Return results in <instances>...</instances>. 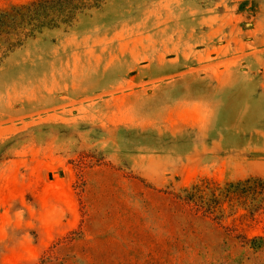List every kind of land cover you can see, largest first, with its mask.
Instances as JSON below:
<instances>
[{
	"label": "rangeland",
	"instance_id": "obj_1",
	"mask_svg": "<svg viewBox=\"0 0 264 264\" xmlns=\"http://www.w3.org/2000/svg\"><path fill=\"white\" fill-rule=\"evenodd\" d=\"M238 236L264 240V0H103L0 51V264H264Z\"/></svg>",
	"mask_w": 264,
	"mask_h": 264
},
{
	"label": "trees",
	"instance_id": "obj_2",
	"mask_svg": "<svg viewBox=\"0 0 264 264\" xmlns=\"http://www.w3.org/2000/svg\"><path fill=\"white\" fill-rule=\"evenodd\" d=\"M102 1L33 0L26 4L11 5L0 10V51L3 49L4 52L9 51L20 44L21 38L33 36L42 29L69 26L78 15L98 6ZM235 239H239L238 242L242 246H247L255 252L264 245L262 237L247 239L245 236H238Z\"/></svg>",
	"mask_w": 264,
	"mask_h": 264
}]
</instances>
